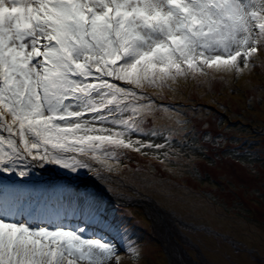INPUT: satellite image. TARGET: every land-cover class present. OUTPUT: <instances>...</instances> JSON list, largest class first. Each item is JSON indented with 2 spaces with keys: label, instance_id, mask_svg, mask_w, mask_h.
<instances>
[{
  "label": "snow or ice",
  "instance_id": "6c2138e0",
  "mask_svg": "<svg viewBox=\"0 0 264 264\" xmlns=\"http://www.w3.org/2000/svg\"><path fill=\"white\" fill-rule=\"evenodd\" d=\"M262 58L264 0H0V264H141L92 182L155 191L153 233L179 209L196 221L189 238L234 248L211 226L224 205L200 191L219 190L201 166L238 156L220 114L243 116L213 85ZM249 161L237 160L255 176ZM261 189L264 201V177ZM246 252L264 264V246Z\"/></svg>",
  "mask_w": 264,
  "mask_h": 264
},
{
  "label": "rangeland",
  "instance_id": "374dc122",
  "mask_svg": "<svg viewBox=\"0 0 264 264\" xmlns=\"http://www.w3.org/2000/svg\"><path fill=\"white\" fill-rule=\"evenodd\" d=\"M245 81L248 82V85H245ZM249 86H254L255 91L249 90ZM229 88L235 89V91L229 92ZM213 95L216 99H224L227 97V100L231 102L239 101L241 105H245V101L249 97L252 98L250 107H240V105L236 108L233 102L229 104L230 112L235 113L237 116L242 115L243 119L230 118L228 113L220 114L226 118L227 124L231 126L230 133L223 132V135L230 141L225 145V148L235 150L238 156L235 159L229 157L225 161L217 162L212 167L205 168L201 166L215 175L211 179L219 186V190L205 185L200 188V191L211 193L224 205V207L213 205L217 216L223 217V219L212 218L210 220L211 226L217 231L222 232L225 238L231 241L235 247L227 248L220 241L205 240L197 235L189 238L183 226L189 223H195L196 221H192L179 209H176L175 215L181 221L179 223L174 221V224L192 243L198 245L208 260V264H213L215 260L214 254L217 257L221 254H226L231 261H234V264H246L247 259L242 254L244 252L247 253L246 250L249 247L259 249L264 246V201L259 196L253 194V192L258 193L262 191L261 178L264 177V167L261 166V159L264 158V134L260 135L255 133L256 130L264 132V67L261 66V61L257 62V66L252 70L250 75H242L235 84H226L223 86L220 84L213 85ZM252 116L258 120H262L263 123L259 124L257 121L248 120V117ZM254 127L256 128L254 129ZM219 130L218 128H214V131ZM233 138L236 139L235 142L231 141ZM250 153L252 154V159L249 161ZM237 160L249 161L255 169L256 175L250 176L248 169L242 166V163H238ZM203 172L206 173V171ZM128 188L130 190H126L125 186L117 185L115 181L113 182L114 192L117 191L123 196H134V198L140 200L138 204H125V207L129 209H124V212L131 214L133 221L136 222V233L151 239L146 244L143 242V246H141L143 254L141 264H152V260L157 262L159 258L162 260L161 264H168L160 244L154 237L156 235L144 223L147 217L143 214L145 206L143 207L141 203L142 201H149L153 202L156 206H160L159 202L162 198L155 191L148 190L147 188L136 187V190L140 192L139 194L132 192L135 190V187L128 185ZM142 194L149 197H142ZM204 220L208 222L209 218H204ZM148 224H150L149 221ZM160 236L164 238L161 234ZM134 239L138 240L136 237ZM184 246L192 257V260L198 262L197 258H195V253L191 250L192 248L186 245ZM167 247L170 249L169 254H171L173 251L169 245ZM172 257L176 261L175 256ZM180 260L185 264H191L183 258Z\"/></svg>",
  "mask_w": 264,
  "mask_h": 264
},
{
  "label": "bare ground",
  "instance_id": "6f19581e",
  "mask_svg": "<svg viewBox=\"0 0 264 264\" xmlns=\"http://www.w3.org/2000/svg\"><path fill=\"white\" fill-rule=\"evenodd\" d=\"M233 102V104H234V106L237 108V107H239L241 104H240V102L239 101H237V102H235V101H232ZM243 166V165H242ZM106 200V199H105ZM149 202H145V204L144 205H147ZM152 204H154L153 202H151ZM155 205V204H154ZM157 232L159 233V234H161L162 236H165V237H167L168 236V233H167V231H166V229L163 227L162 229H159V230H157ZM162 239H163V241L164 242H166L167 240L165 239V238H163L162 237ZM248 242V241H247ZM171 244L173 245V246H175V243L174 242H171ZM215 247V246H214ZM244 252V251H243ZM174 253H175V251H174ZM235 253V252H234ZM214 254V253H213ZM214 256H215V260L216 259H218V257L214 254ZM242 256L244 257V258H246V259H248V256H247V253H245L244 252V254H242ZM179 259H181V255H179V257H178ZM162 263V260L159 258V259H157V262L156 263H153V264H161Z\"/></svg>",
  "mask_w": 264,
  "mask_h": 264
},
{
  "label": "water",
  "instance_id": "95a60500",
  "mask_svg": "<svg viewBox=\"0 0 264 264\" xmlns=\"http://www.w3.org/2000/svg\"><path fill=\"white\" fill-rule=\"evenodd\" d=\"M168 242H169L170 245L173 247V250H175L176 252L179 251V247L173 246V245L171 244V241H168ZM172 242H173V241H172ZM165 249L168 250V247H165ZM199 260H200L201 262H203L202 257H200ZM201 262H200V264H201Z\"/></svg>",
  "mask_w": 264,
  "mask_h": 264
}]
</instances>
